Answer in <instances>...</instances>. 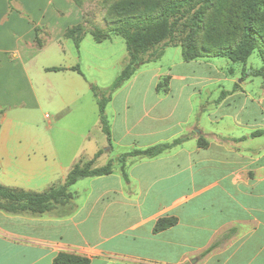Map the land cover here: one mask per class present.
Wrapping results in <instances>:
<instances>
[{
    "label": "crops",
    "instance_id": "obj_1",
    "mask_svg": "<svg viewBox=\"0 0 264 264\" xmlns=\"http://www.w3.org/2000/svg\"><path fill=\"white\" fill-rule=\"evenodd\" d=\"M84 22L73 0H0V184L41 193L92 158L90 116L101 129L92 85L103 86L116 48L124 59L128 51L118 38L97 44L92 36L78 50L66 31ZM147 72L139 67L107 106L114 147L106 138L100 161L190 135L159 125L191 102L195 86L171 84L161 98L157 84L142 81ZM190 137L157 158L130 160L129 181L119 164L111 175L78 181L68 217L0 210V264H53L63 251L91 264H264V153L230 134ZM166 217L176 226L154 233Z\"/></svg>",
    "mask_w": 264,
    "mask_h": 264
},
{
    "label": "trees",
    "instance_id": "obj_2",
    "mask_svg": "<svg viewBox=\"0 0 264 264\" xmlns=\"http://www.w3.org/2000/svg\"><path fill=\"white\" fill-rule=\"evenodd\" d=\"M107 18L111 24L105 35L99 30L90 32L81 24L69 28L66 37L74 42L78 50L88 35H91L97 44L111 40L113 35L121 37L126 43L128 64L116 81L105 88L92 85V92L99 107L101 129L111 150L114 144L111 123L106 112L107 106L114 95L132 79L139 67L156 62L167 48L178 46L177 37L182 27L191 30L186 43L181 46L185 62L225 58L233 63L246 64L255 51L260 52L264 61V0H120L109 8ZM197 30L205 34L206 44L194 38ZM37 43L42 46L39 40ZM61 70L53 68L48 71ZM73 70L82 74L79 67ZM249 76L264 79V66L252 70ZM163 89L160 82L157 86L158 92L164 91L167 94L169 90ZM240 89L241 87L236 85L233 92L225 91L221 101ZM261 136H264V129L251 134L252 138ZM190 138V135H185L170 143L146 149L136 148L110 160L106 166L96 167L97 159L104 154V150H101L93 159H80L72 167L64 183L54 185L41 193L0 184V210L14 216L68 217L76 210L71 187L78 181L111 175L115 172L116 164L121 165L122 175L129 181L125 167L130 160L157 158ZM199 145L206 147L208 143L200 138ZM176 224V218H162L155 225L154 233H161ZM215 247L216 244L206 253ZM53 264H91V261L86 257L63 251L55 257Z\"/></svg>",
    "mask_w": 264,
    "mask_h": 264
},
{
    "label": "rangeland",
    "instance_id": "obj_3",
    "mask_svg": "<svg viewBox=\"0 0 264 264\" xmlns=\"http://www.w3.org/2000/svg\"><path fill=\"white\" fill-rule=\"evenodd\" d=\"M118 1L120 0H76L84 14L86 29L90 32L99 30L103 35L107 34L111 24L107 18V12ZM190 32V29L185 30L182 27L177 37L178 46L167 48L163 56L156 62L143 65L149 74L143 76L142 81H153L154 85L157 84V86L161 82L164 87L163 90H169L167 94L171 92V84L176 86L178 83L184 82L195 86L194 90L190 88L188 92V94H193L190 99L191 102L184 100L178 106L179 113L170 116L166 122L160 123L159 127H168V134L180 132L192 136L198 134H230L240 139L247 138V143H242V147L258 149L259 153H264V136L251 137L253 132L264 129V79L249 76L252 70L264 66L260 52L255 51L246 64L233 63L225 58H205L194 62H185L181 46L186 43ZM90 36L88 35L89 38H91ZM115 38L126 44L121 37L114 35L111 40ZM194 38L202 43L204 41L206 44L205 34L201 31H195ZM86 45L87 43L84 44V46ZM127 64L128 58L124 59L122 53H119V49L116 48L111 64L106 65V74L102 77L106 80L100 78L103 86H97L104 88L112 85ZM154 70L161 71V76L157 79L152 78ZM99 75L101 76V74ZM178 75L187 76L188 80L177 79L176 76ZM236 85H239L241 89L221 101L223 93L225 91L233 92ZM159 93L161 98L166 97L164 91ZM175 94L174 97L179 99L180 92L176 91ZM96 110L95 119H99L98 106ZM183 121L185 122L180 125L177 124ZM94 122L90 116L89 134H92V140L88 144V151L89 153L94 151L91 159L99 152L98 149H100L102 142L106 141L105 134ZM117 149L122 148L118 147ZM83 159L90 160L87 157ZM98 160L96 167L107 165V163Z\"/></svg>",
    "mask_w": 264,
    "mask_h": 264
},
{
    "label": "built area",
    "instance_id": "obj_4",
    "mask_svg": "<svg viewBox=\"0 0 264 264\" xmlns=\"http://www.w3.org/2000/svg\"><path fill=\"white\" fill-rule=\"evenodd\" d=\"M47 119H50L51 117L50 116H46Z\"/></svg>",
    "mask_w": 264,
    "mask_h": 264
}]
</instances>
